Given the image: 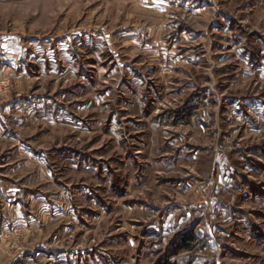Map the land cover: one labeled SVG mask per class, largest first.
<instances>
[{
  "label": "rangeland",
  "instance_id": "1",
  "mask_svg": "<svg viewBox=\"0 0 264 264\" xmlns=\"http://www.w3.org/2000/svg\"><path fill=\"white\" fill-rule=\"evenodd\" d=\"M165 261L264 264V0H0V264Z\"/></svg>",
  "mask_w": 264,
  "mask_h": 264
},
{
  "label": "trees",
  "instance_id": "2",
  "mask_svg": "<svg viewBox=\"0 0 264 264\" xmlns=\"http://www.w3.org/2000/svg\"><path fill=\"white\" fill-rule=\"evenodd\" d=\"M179 248L177 251L179 250H189L190 249V242L187 239L181 240L179 241ZM160 264H177L176 262H169V261H165V262H161Z\"/></svg>",
  "mask_w": 264,
  "mask_h": 264
}]
</instances>
